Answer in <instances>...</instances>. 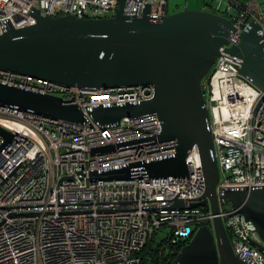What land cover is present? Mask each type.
Wrapping results in <instances>:
<instances>
[{"label": "built area", "instance_id": "1", "mask_svg": "<svg viewBox=\"0 0 264 264\" xmlns=\"http://www.w3.org/2000/svg\"><path fill=\"white\" fill-rule=\"evenodd\" d=\"M223 1L234 37L250 20L264 37V0ZM116 5V0H0V34L7 26L32 24L31 9L43 16L88 19L111 17ZM144 5L153 21L167 14L166 0H122L121 13L140 16ZM211 9L217 8L210 3L201 10ZM225 47L218 48L200 82L218 172L217 197L226 187L264 186V93L237 72L239 59ZM0 83L60 97L84 118L75 123L0 106V128L11 134L8 141L0 136V264H140L143 248L160 228L169 229L168 247L188 242L214 216L234 253L264 264V255L251 245L260 244L255 228L241 214L219 198L216 214L207 204L189 207L201 200L204 189L194 146L185 158V177L148 178L140 167L132 168L129 179L90 175L173 154L174 140L156 139L161 122L154 114L122 117L104 128L87 114L97 105L148 100L152 85L79 89L3 70ZM107 145L114 149L90 153ZM174 198L182 208H168Z\"/></svg>", "mask_w": 264, "mask_h": 264}, {"label": "water", "instance_id": "2", "mask_svg": "<svg viewBox=\"0 0 264 264\" xmlns=\"http://www.w3.org/2000/svg\"><path fill=\"white\" fill-rule=\"evenodd\" d=\"M113 16L78 19L71 15H40L31 9L33 23L0 34V70L44 79L79 89H105L150 84L153 95L138 103L97 105L87 112L101 128L122 117L154 114L160 120L157 141L174 140L170 156L144 163H130L100 173L93 179H129L134 167L148 178L185 177V158L194 146L198 152L204 189L201 200L189 207L208 205L217 213V198L252 223L260 244L252 243L264 255V186L226 187L218 197L215 186L217 166L212 138L207 129V110L200 82L218 56V48L239 59L237 72L264 93V37L252 20L234 37L229 19L205 10L166 14L158 20L147 15L121 13L122 0H116ZM0 106L27 113L80 123L84 118L72 104L60 97L40 94L0 83ZM8 141L11 134L0 128ZM122 144H117L115 147ZM113 145L96 147L90 153H106ZM66 178V177H65ZM176 198L168 207L182 208ZM175 264H251L232 251L218 216L210 226H199L173 258Z\"/></svg>", "mask_w": 264, "mask_h": 264}, {"label": "rangeland", "instance_id": "3", "mask_svg": "<svg viewBox=\"0 0 264 264\" xmlns=\"http://www.w3.org/2000/svg\"><path fill=\"white\" fill-rule=\"evenodd\" d=\"M185 2V8L187 10H201L203 5H209L211 3L212 6L216 7L218 10H222L225 2L223 0H166V12L167 14H171L177 11H180L183 8V4ZM219 2L216 6L215 3ZM214 3V4H212ZM214 9L215 13L222 15L223 17L229 19L230 15L225 11L224 9L222 11H217ZM206 75L202 77V79H205ZM201 79V80H202ZM203 97H205V94H202ZM226 205V204H225ZM169 232V229L167 227L160 228L158 231H156L151 239V242L149 243L150 249H157L159 247H163V252L169 253V248H167L164 244V240ZM144 264H154V261L151 256L145 255L144 258Z\"/></svg>", "mask_w": 264, "mask_h": 264}, {"label": "trees", "instance_id": "4", "mask_svg": "<svg viewBox=\"0 0 264 264\" xmlns=\"http://www.w3.org/2000/svg\"><path fill=\"white\" fill-rule=\"evenodd\" d=\"M213 12V11H212ZM215 13V12H214ZM217 14V13H216ZM187 242L186 241H179L176 242L174 244H169L167 245L169 248V255L167 257V255H165V252H162L161 255L158 254L159 248L157 249H150L149 248V244L146 245L141 253V259H140V264H144V258L145 255H149L152 257L154 264H175L173 262V258L175 256V253ZM171 250V251H170ZM163 257H166L165 259H163Z\"/></svg>", "mask_w": 264, "mask_h": 264}, {"label": "flooded vegetation", "instance_id": "5", "mask_svg": "<svg viewBox=\"0 0 264 264\" xmlns=\"http://www.w3.org/2000/svg\"><path fill=\"white\" fill-rule=\"evenodd\" d=\"M209 11V10H208ZM213 12H214V10H212ZM171 251V250H170ZM165 255H167V257H168V255H169V253H164ZM166 257H163V259H165Z\"/></svg>", "mask_w": 264, "mask_h": 264}]
</instances>
